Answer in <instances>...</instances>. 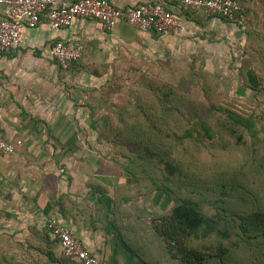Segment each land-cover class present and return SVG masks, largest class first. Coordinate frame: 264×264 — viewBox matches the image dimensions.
Returning a JSON list of instances; mask_svg holds the SVG:
<instances>
[{
    "label": "crops",
    "instance_id": "obj_1",
    "mask_svg": "<svg viewBox=\"0 0 264 264\" xmlns=\"http://www.w3.org/2000/svg\"><path fill=\"white\" fill-rule=\"evenodd\" d=\"M107 1L120 9L163 3L179 12L176 3L164 0ZM239 1L245 11L237 21L185 13L184 34L141 31L126 22L109 31L83 19L61 30L46 22L22 29L23 44L0 54V136L17 148L13 155L0 153V264H81L49 237V218L68 226L102 261L106 240L98 216L116 213L121 226H140L123 215L131 208L146 215L148 202L139 198L117 208L115 192H129L132 179L95 129L101 117L116 111L131 80L151 70L162 73L165 64L203 71L226 96L252 95L239 70L247 29L264 32V12L257 0ZM8 16V7L0 5V22ZM67 40L79 42L83 55L65 70L52 49ZM154 204L160 210L162 203Z\"/></svg>",
    "mask_w": 264,
    "mask_h": 264
},
{
    "label": "trees",
    "instance_id": "obj_2",
    "mask_svg": "<svg viewBox=\"0 0 264 264\" xmlns=\"http://www.w3.org/2000/svg\"><path fill=\"white\" fill-rule=\"evenodd\" d=\"M257 2L264 12V0ZM246 36L240 81L257 96L256 100L261 101L258 94H264V33L247 29ZM154 71L139 77L128 89L129 94L119 97L116 111L101 117L95 129L101 144L116 151L132 179L129 192H115L117 208L131 200L132 191L143 196L162 191L171 197V176L165 173L163 183L159 184L155 177L162 176L163 170L160 174L159 166L147 155H197L208 141L218 139L220 131L214 128L216 120L222 124L221 128L225 125L226 132L238 135L239 144L245 138L243 130L248 133L252 147L264 144V117L241 113L235 104L236 98L226 101L225 93L219 92L220 85L203 71H193L182 64H165L162 73ZM200 95L207 96L208 105L198 104ZM262 104L264 102L256 103L264 107ZM166 166L173 170L171 163L166 162ZM115 214L98 216L106 240V254L98 264H150L124 238ZM155 220L152 219V223ZM213 225V220L206 217L199 204L181 199L170 215L161 217L157 233L169 257L179 264H224L229 247L219 244L211 249L204 246L197 250L186 243L204 229L215 232ZM237 230L239 240L231 248L242 246L254 257L252 264H264V210L241 217ZM48 235L59 244L49 232Z\"/></svg>",
    "mask_w": 264,
    "mask_h": 264
},
{
    "label": "rangeland",
    "instance_id": "obj_3",
    "mask_svg": "<svg viewBox=\"0 0 264 264\" xmlns=\"http://www.w3.org/2000/svg\"><path fill=\"white\" fill-rule=\"evenodd\" d=\"M131 82V86H127V89H131L135 81L131 80ZM191 94L194 95V92ZM199 94L202 95L200 90ZM201 95L198 104L210 102L207 96L201 97ZM255 97L257 96L234 97L237 109L244 115L254 114L264 117V107L256 105L264 102V94H258L261 101L256 100ZM234 98L224 96L229 102ZM221 125L217 120L214 121L215 130L220 131L219 137L208 141L204 150L197 155H147L150 161H154L159 166L160 174L163 170L162 176L155 177L159 184L163 183L165 173L171 176L169 186L172 195L169 197L160 191L143 196L140 192L132 191L131 202L139 198L147 200L148 213L139 217L131 208L126 216H123L125 219L138 221L140 226L134 228L132 224L131 228L126 222L124 227H121L124 238L127 237L125 239L128 243L150 264H179L169 257L157 228L160 227L161 217L170 215L181 199L199 204L201 211L213 220V227L216 228L215 232L204 229L193 239L189 238L186 241L189 246L201 250L204 246L211 249L222 244L230 249L228 256L224 258V264H252L254 257L250 252L242 246L234 249L231 245L238 243L237 226L241 217L264 210V144L262 143L258 148L252 147L248 133L244 130L245 138L239 144L238 135L226 132L225 125L223 128ZM166 162L171 163L173 170L168 169ZM154 170L156 174L157 168ZM156 201L162 203L160 210L159 203L155 207ZM152 219H156L155 222L152 223Z\"/></svg>",
    "mask_w": 264,
    "mask_h": 264
},
{
    "label": "built area",
    "instance_id": "obj_4",
    "mask_svg": "<svg viewBox=\"0 0 264 264\" xmlns=\"http://www.w3.org/2000/svg\"><path fill=\"white\" fill-rule=\"evenodd\" d=\"M176 3L178 14L163 3H146L120 9L107 0H78L71 4L58 0H0L9 9L7 19L0 22V54L10 53L23 44L22 29H35L43 22L53 29L69 28L76 20L100 23L106 30H114L121 22L141 31L184 34L182 16L190 11H203L228 21L240 20L245 11L239 0H164ZM52 55L65 70L70 69L83 55V47L72 40L58 41ZM17 151L14 144L0 136V153L6 156ZM46 230L58 240L63 255L81 264H98V259L73 234L72 230L54 218L46 221Z\"/></svg>",
    "mask_w": 264,
    "mask_h": 264
}]
</instances>
